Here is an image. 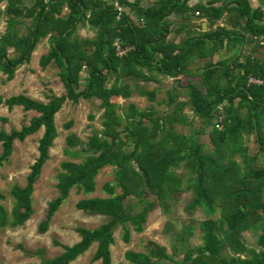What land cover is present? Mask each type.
Returning <instances> with one entry per match:
<instances>
[{
	"label": "trees",
	"instance_id": "trees-1",
	"mask_svg": "<svg viewBox=\"0 0 264 264\" xmlns=\"http://www.w3.org/2000/svg\"><path fill=\"white\" fill-rule=\"evenodd\" d=\"M188 2L159 0L144 8L130 0H0V28L5 24L3 34L0 32V74L6 76V82L13 81L17 71L31 63L38 44L49 38L50 50L41 57L40 68L45 71L54 64L61 71L59 77L66 90L65 96H52L48 104L25 95L0 101L9 109L22 107L39 114L19 131L0 130V165L9 161L15 142L23 143L43 130L39 156L31 166L27 185H14L10 190L14 200L11 213L0 205V227L21 228L32 217L35 185L58 138L56 115L67 100L75 104L81 100L100 101L103 130L93 134L85 146L90 155L80 162H62L58 195L48 203L38 233L43 235L50 230L53 217L73 188L91 195L97 189L96 177L108 166L115 177L113 183H105L102 188L107 197L83 199L76 204L78 210L87 214L107 217L104 224L95 230L76 229L81 241L72 246L56 242L63 254L42 264H73L94 245L97 249L93 261L112 264L115 229L124 228L126 242L131 241L130 226L143 233L158 207L170 212L187 177L193 180L195 196L186 210L194 212L203 207L220 214L219 218L200 222L202 246L187 250L178 261L177 248L170 253L147 241L144 252L126 254L128 263L264 264V164L260 162V157L264 159V85L248 83L249 78L264 82V59L249 56L242 63L237 57L230 63L208 64L200 74L206 94L189 85V101L179 102L178 89L170 91L164 102L168 106L177 103L169 113H159L153 106L143 110L135 103H119L135 96L156 102L159 88L149 84L159 85V76L177 79L188 74L195 59L203 60L220 52L225 41L231 50L247 40L238 31L221 27L201 39L190 36L191 17L197 10L202 9V16L215 23L223 18L226 8L211 11L190 7ZM236 3L239 15L248 17L246 29L252 37L248 41L263 38L264 3L255 10L247 0ZM116 4L132 7L137 20L132 14L119 12ZM175 14L183 15L176 26L172 19ZM80 24L96 28V37H80ZM182 31L190 32L187 39L179 44L170 39ZM207 42L212 45L209 47ZM117 45L134 50L127 57H119ZM261 48L259 41L255 50ZM126 79L140 80L136 90L124 83ZM189 104L201 123L212 127L211 151H206L190 133L178 131L180 126L194 124V120L183 115ZM201 132L196 133L198 139ZM246 138H253L251 148L246 145ZM79 142L73 134L66 141L71 148ZM3 199L0 193V201ZM131 199L135 201L129 205ZM248 232L257 234V249L244 242L243 236ZM225 250L230 256L223 254Z\"/></svg>",
	"mask_w": 264,
	"mask_h": 264
},
{
	"label": "rangeland",
	"instance_id": "rangeland-1",
	"mask_svg": "<svg viewBox=\"0 0 264 264\" xmlns=\"http://www.w3.org/2000/svg\"><path fill=\"white\" fill-rule=\"evenodd\" d=\"M2 7H4V4ZM0 32L1 34L4 32V23L0 28ZM95 37L89 38L87 36L89 39ZM38 53H35L30 64L17 71L13 81L6 82V76L0 74V101L4 102L11 97L25 95L37 102L48 104L52 96L61 97L66 95L65 87L59 77L61 71L54 64L42 71ZM200 74L201 72H199V76ZM199 76L181 77L179 80L159 76L158 86L155 83L149 84L151 87L159 88L156 102L137 96L135 97L136 100H119V103L127 106L130 103H135L143 110L153 106L159 113H169L175 107L177 101H189L188 85H194L206 94V89ZM134 82L136 84L140 80L136 79ZM124 83H130V80L126 79ZM135 84L133 87L136 90L137 85ZM84 85L83 81V87ZM174 89L179 91L177 101L172 106H168L164 101L168 99V93ZM103 112L100 101L94 99L92 101L81 100L76 104L67 100L57 113L58 138L50 149V159L44 166L42 175L35 185L33 194L34 213L25 222L24 227L17 229L0 227V264H42L45 260H52L63 254V249L56 246V242L60 245L72 246L81 241L76 229L95 230L100 228L108 219L104 216L90 215L78 210L76 204L83 199L108 196L102 188L105 183H113L115 180L110 166L101 170L96 177L97 189L91 195L79 193L76 188H73L70 196L53 217L50 230L43 235L38 233L40 222L46 217L48 203L58 195V174L62 171V162H80L91 154L85 146L88 145L93 134L100 133L103 130ZM38 115L37 112L25 111L22 107L9 109L2 103L0 104V130L7 133L12 130L19 131L23 125H28L30 120ZM183 115L190 120H194V124L191 126L195 127V132L202 131L198 141L204 145L206 151H211L213 147L210 143L209 133L212 127L201 123L200 118L195 116L190 104L184 108ZM68 124H70V127H67ZM178 131L188 135L189 126H180ZM70 134L75 135L80 141V144L73 148L68 147L66 143ZM42 135L43 130L23 143L15 142L14 151L9 161L0 165V193L5 197L0 201V205L5 208L8 214L11 213L14 202L10 190L14 185H27V177L30 174L31 166L39 156L38 146ZM246 145L251 148L253 138H246ZM1 153L2 146L0 144V155ZM238 160L241 161L240 157H238ZM260 162L264 164L263 157H260ZM117 191L120 192L119 189ZM194 196L193 180L191 177H187L183 192L180 194L179 199L173 202L170 212L158 207L151 213L143 233L135 232V229L130 226L131 241L126 242L124 228H116L114 231L115 243L111 247L112 264H129L126 254L128 252H144V244L147 241H153L167 248L170 253H172L174 247L177 248L180 255L176 258L178 261L182 259L187 250H197L201 247L203 240L200 222L208 218H219L220 214L210 213L203 207H198L194 212H188L186 208ZM134 201L135 199L129 200V205ZM140 208L141 206L138 207V209ZM243 237L247 246L257 249L258 236L255 232H248ZM96 249L97 245H94L86 255L73 264H101V262L93 261ZM223 254L230 256V252L227 250Z\"/></svg>",
	"mask_w": 264,
	"mask_h": 264
},
{
	"label": "crops",
	"instance_id": "crops-1",
	"mask_svg": "<svg viewBox=\"0 0 264 264\" xmlns=\"http://www.w3.org/2000/svg\"><path fill=\"white\" fill-rule=\"evenodd\" d=\"M108 1L111 2L112 0H108ZM130 1L132 3L138 2L142 7L148 8V7L154 6L159 0H130ZM239 1L240 3L243 2L244 4V0H239ZM247 1L252 10L259 8L264 3V0H247ZM188 5L190 7L205 8L211 11L213 9H221V8L225 9L226 8V13L221 20L215 23H212L211 19H208L207 17L202 16V14L200 13V10L202 9L197 10V12L193 14L191 17V24H192L191 34L190 32H188L187 34V31H182L181 34L171 35L170 39L175 41V43L179 44L184 39H187L189 34L190 36H193L195 39H201L204 36L210 34V32L217 30L219 27L225 28L231 31L236 30L239 32L240 35L245 36L247 40L243 41L242 45H238L237 48L233 47L231 50L227 49L228 41H225V47H223V49L220 52L215 54L213 57H208L203 60L195 59V61L189 68L190 70L188 71V74L181 76V77H185V78L197 77L199 76V72H201V75H202V73L204 72V69L206 68L208 64L212 63L213 65H220L222 63H227V62L230 63L232 59H235L237 57L240 58V61L242 63L249 56H252L258 59H264V37L259 38V39L256 37H253V42L248 41L249 39L252 38L251 35L248 34V31H247L248 29H246V27H248L246 25L247 23L246 20L248 17L246 15L241 17V15H239L237 11L238 4L236 3V0H189ZM122 8L124 9V12L132 14V16L137 20V17L132 7L126 6ZM182 17H183L182 14H177V15L175 14L172 16L173 23L175 26L177 23L181 22ZM256 23L258 24L260 22L257 21ZM256 23H253V25H255ZM4 30H5V24H4ZM249 30H251L250 26H249ZM78 31H79L80 37H83V38H87V36H89V38H93L97 34V29L92 27L90 24H80ZM259 41H260V45L262 46V48L255 50V47L257 46V43ZM207 44L209 45V47L212 45L211 42H207ZM49 50H50V43H49V38H47V39L42 40L38 44L36 50L34 51L32 55V58L34 57L35 53H38L39 51L38 57L41 59V57L47 54ZM191 72L193 73V75L190 74ZM201 75L199 76V78L202 82ZM179 78L177 79L179 80ZM129 80H130V83L128 84H130L133 90H135L133 86L135 84L134 80L136 79H129ZM137 84L138 82L135 85ZM135 97L133 98L134 100H136Z\"/></svg>",
	"mask_w": 264,
	"mask_h": 264
},
{
	"label": "built area",
	"instance_id": "built-area-1",
	"mask_svg": "<svg viewBox=\"0 0 264 264\" xmlns=\"http://www.w3.org/2000/svg\"><path fill=\"white\" fill-rule=\"evenodd\" d=\"M116 7L118 8L119 12L124 11V9L122 7H120L118 4H116ZM261 13H262V16L264 18V5L261 6ZM132 50H134V48H130V47L125 48V47H122V45H117V49H116L117 55L119 57H127ZM248 83L250 85L258 86V87L264 85V82L262 80H258L255 78H249Z\"/></svg>",
	"mask_w": 264,
	"mask_h": 264
},
{
	"label": "water",
	"instance_id": "water-1",
	"mask_svg": "<svg viewBox=\"0 0 264 264\" xmlns=\"http://www.w3.org/2000/svg\"><path fill=\"white\" fill-rule=\"evenodd\" d=\"M189 133L191 134L193 139L197 142L198 141V137H197V134L195 132V127L194 126H190L189 127Z\"/></svg>",
	"mask_w": 264,
	"mask_h": 264
}]
</instances>
